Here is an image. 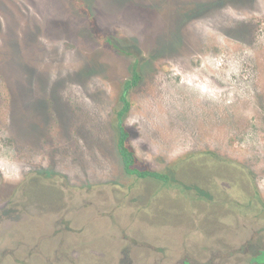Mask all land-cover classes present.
Listing matches in <instances>:
<instances>
[{
	"label": "rangeland",
	"instance_id": "obj_1",
	"mask_svg": "<svg viewBox=\"0 0 264 264\" xmlns=\"http://www.w3.org/2000/svg\"><path fill=\"white\" fill-rule=\"evenodd\" d=\"M124 122L142 168L127 174ZM0 264H260L264 0H0Z\"/></svg>",
	"mask_w": 264,
	"mask_h": 264
},
{
	"label": "trees",
	"instance_id": "obj_2",
	"mask_svg": "<svg viewBox=\"0 0 264 264\" xmlns=\"http://www.w3.org/2000/svg\"><path fill=\"white\" fill-rule=\"evenodd\" d=\"M140 80V74L137 68L133 70L132 77L126 80L123 84L121 93L122 107L117 111L115 118L116 129V149L120 156L123 168L127 174L134 175L140 178H154L163 182H168L171 178L166 171H160L152 168H142L138 164L135 150L129 142L130 131L124 122V115L130 109V101L127 98L131 88L135 87ZM257 263L264 262V249L260 250L257 255L253 257Z\"/></svg>",
	"mask_w": 264,
	"mask_h": 264
},
{
	"label": "flooded vegetation",
	"instance_id": "obj_3",
	"mask_svg": "<svg viewBox=\"0 0 264 264\" xmlns=\"http://www.w3.org/2000/svg\"><path fill=\"white\" fill-rule=\"evenodd\" d=\"M4 208H2V210L0 209V212L3 211ZM264 249V246L260 247V250ZM260 264H264V262H260Z\"/></svg>",
	"mask_w": 264,
	"mask_h": 264
}]
</instances>
